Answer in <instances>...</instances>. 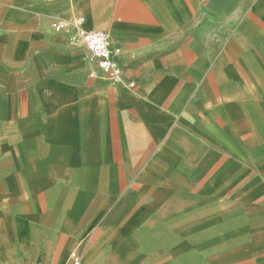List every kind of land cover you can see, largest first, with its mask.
Here are the masks:
<instances>
[{"label": "crops", "instance_id": "0c3cea01", "mask_svg": "<svg viewBox=\"0 0 264 264\" xmlns=\"http://www.w3.org/2000/svg\"><path fill=\"white\" fill-rule=\"evenodd\" d=\"M211 1L0 0V264H264V0Z\"/></svg>", "mask_w": 264, "mask_h": 264}, {"label": "built area", "instance_id": "2783aa9c", "mask_svg": "<svg viewBox=\"0 0 264 264\" xmlns=\"http://www.w3.org/2000/svg\"><path fill=\"white\" fill-rule=\"evenodd\" d=\"M66 25L68 24L63 23L61 27H66ZM72 26L78 29L76 38L81 40L92 59L107 73L112 84L121 83L125 78L124 70L118 60L119 50L113 47L110 35L100 30L80 29L79 22L74 23ZM129 86L130 88L134 87V83L131 82ZM72 264H80V258L78 256L72 257Z\"/></svg>", "mask_w": 264, "mask_h": 264}, {"label": "water", "instance_id": "95a60500", "mask_svg": "<svg viewBox=\"0 0 264 264\" xmlns=\"http://www.w3.org/2000/svg\"><path fill=\"white\" fill-rule=\"evenodd\" d=\"M238 0H212L208 8L214 12H223L230 14Z\"/></svg>", "mask_w": 264, "mask_h": 264}]
</instances>
